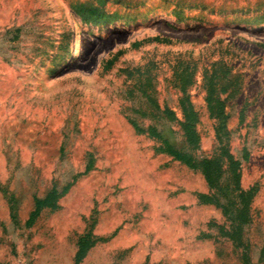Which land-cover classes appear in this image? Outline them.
<instances>
[{
  "label": "rangeland",
  "instance_id": "obj_1",
  "mask_svg": "<svg viewBox=\"0 0 264 264\" xmlns=\"http://www.w3.org/2000/svg\"><path fill=\"white\" fill-rule=\"evenodd\" d=\"M190 68L199 158L217 146L205 74L228 81L231 151L259 189L244 246L199 204L202 174L132 125L185 148ZM66 186L29 226L36 199ZM85 236L80 264H264V0H0V264H75Z\"/></svg>",
  "mask_w": 264,
  "mask_h": 264
},
{
  "label": "trees",
  "instance_id": "obj_2",
  "mask_svg": "<svg viewBox=\"0 0 264 264\" xmlns=\"http://www.w3.org/2000/svg\"><path fill=\"white\" fill-rule=\"evenodd\" d=\"M104 16H98L96 23L101 22ZM180 82V107L183 113V120L179 122L176 113L170 108H162L156 101L152 100L153 110L160 112L163 118L170 122H179L183 132L185 148L181 149L172 144L163 133L155 126L147 129L141 128L137 123L132 125L138 134H144L151 139L161 142V146L156 149L159 154L171 156L188 168L199 171L207 186L209 193H198L197 198L201 205L215 206L221 210L228 226H219L224 237L233 241L237 246H244L243 231L249 225L252 216V203L259 192L258 186L245 189L242 185V161L231 151L232 133L228 127L229 114L227 111V100L222 95L228 93V81L224 76L216 72L212 76L205 74L204 87L207 93L206 104L210 117L216 122L215 136L216 149L213 155L199 158L194 152L201 148V136L198 131L200 115L196 110L192 99L188 93L189 87L194 83L195 73L193 70L185 69L178 74ZM244 114L241 115V122L244 121ZM144 115H148L147 113ZM70 186H66L62 191L53 188L45 198L36 199L35 210L31 213L27 224L33 225L42 211L45 209L57 210L58 202L68 193ZM13 218L16 217L12 214ZM95 245L88 236L79 240V250L76 255V263L80 264L87 256L88 251ZM245 264H251L247 254Z\"/></svg>",
  "mask_w": 264,
  "mask_h": 264
},
{
  "label": "crops",
  "instance_id": "obj_3",
  "mask_svg": "<svg viewBox=\"0 0 264 264\" xmlns=\"http://www.w3.org/2000/svg\"><path fill=\"white\" fill-rule=\"evenodd\" d=\"M207 184V183H206ZM198 199V198H197Z\"/></svg>",
  "mask_w": 264,
  "mask_h": 264
}]
</instances>
